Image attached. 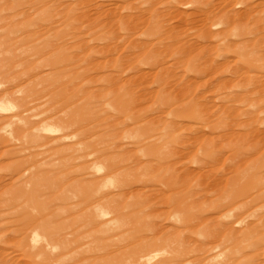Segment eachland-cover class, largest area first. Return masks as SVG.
Instances as JSON below:
<instances>
[{"label":"rangeland","instance_id":"374dc122","mask_svg":"<svg viewBox=\"0 0 264 264\" xmlns=\"http://www.w3.org/2000/svg\"><path fill=\"white\" fill-rule=\"evenodd\" d=\"M1 109L0 264H264V0H0Z\"/></svg>","mask_w":264,"mask_h":264},{"label":"bare ground","instance_id":"6f19581e","mask_svg":"<svg viewBox=\"0 0 264 264\" xmlns=\"http://www.w3.org/2000/svg\"><path fill=\"white\" fill-rule=\"evenodd\" d=\"M12 31H13V29H11V33H12ZM46 75H47V74H46ZM42 76H43V75H42ZM42 76H40V77L43 78ZM50 76H51V75H50ZM40 77H39V79H41ZM48 77H49V76H48ZM18 90H20V89H18ZM3 110H4V109H3ZM3 110L1 109L0 111H3ZM62 136H63V135H62ZM52 138H53V139H52ZM52 138H51V139L54 141V138H55V137H52ZM56 138H57V139H56L55 141H58V140H59V136L56 137ZM51 139L49 140L50 142L52 141ZM51 144H52V143H51ZM54 144H55V143H54ZM47 145H48V144H47ZM48 146H49V145H48ZM51 146H52V145H51ZM46 148H47V147H46ZM46 148H45V150H46ZM49 148H51V147H49ZM47 150H48V149H47ZM67 160H68V159H67ZM70 160H71V159H70ZM58 162H60V161H58ZM53 163H55V162H53ZM60 165H63V164H61V162H60ZM63 171H64V170H63ZM61 173H62V172H61ZM53 174H54V173H53ZM167 179H168V178H167ZM76 181H77V180H76ZM175 182L177 183V181H173V180H172V185H173V184H176ZM176 185H177V184H176ZM173 187H176V186H173ZM170 188H171V187H170ZM172 190H173V188H172ZM234 190H235V189H234ZM51 195H52V194H51ZM34 197H35V196H34ZM46 197H47V196H46ZM48 197H49V195H48ZM53 197H54V195H53ZM37 198L40 199L39 197H37ZM41 198H44V197H41ZM48 199H49V198H48ZM243 199H244V198H243ZM21 200H22V199H21ZM30 200H31V199H30ZM32 200H33V199H32ZM45 200H46V199H45ZM105 200H106V199H105ZM43 201H44V199H43ZM37 202H38V201H37ZM39 202H40V201H39ZM27 203H28V202H26L25 205H26ZM97 204H98V203H97ZM106 204H108V203H106ZM137 204H139V203H137ZM235 204H236V203H235ZM185 205H186V204H185ZM225 205H226V204H225ZM225 205H223V206L225 207ZM228 205H229V204H228ZM119 206H120V204H119ZM178 206H179V205H178ZM183 206H184V205H183ZM186 206H187V205H186ZM186 206H185V207H186ZM223 206H222V207H223ZM226 206H227V205H226ZM239 206H241V205H239ZM113 207L115 208V206H113ZM195 207H196V206H195ZM195 207H194V208H195ZM241 207H242V206H241ZM119 208H120V207H119ZM176 208H177V207H176ZM183 208H184V207H183ZM184 210H185V209H184ZM181 216H182V215H181ZM101 217H102V216H100V218H101ZM103 217H105V216H103ZM202 220L205 221L204 219H202ZM199 221H200V220H199ZM204 223H205V222H204ZM206 223H207V222H206ZM88 225H90V224H88ZM86 226H87V225H86ZM91 226H93V228H95V227H94L95 225H91ZM97 226H98V225H97ZM190 226H191V228H192V225H190ZM88 227H89V226H88ZM104 227H105V226H104ZM201 227H205V224L202 225ZM93 228H92V229H93ZM189 228H190V227H189ZM192 229H193V228H192ZM96 231H97V230H96ZM233 232H234V231H233ZM52 238H53V236H52ZM52 238H51V239H52ZM98 240H99V239H98ZM143 240H145V239H143ZM99 242L101 243L102 241L100 240ZM143 242H144V241H143ZM144 244H145V243H144ZM33 246H34V245H33ZM33 246H32V247H33ZM35 246H36V245H35ZM88 246H89V245H88ZM38 250H39V249H38ZM40 255H41V254H40ZM38 257H39V256H38ZM45 257H46V256H45ZM46 258H47V257H46ZM45 260L50 261V259H45ZM51 260H52V259H51ZM53 260H54V259H53ZM58 261H60V260H58ZM51 263H52V261H51Z\"/></svg>","mask_w":264,"mask_h":264}]
</instances>
